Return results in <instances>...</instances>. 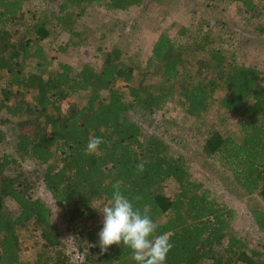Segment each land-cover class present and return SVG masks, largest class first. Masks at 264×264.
<instances>
[{
  "label": "trees",
  "instance_id": "trees-1",
  "mask_svg": "<svg viewBox=\"0 0 264 264\" xmlns=\"http://www.w3.org/2000/svg\"><path fill=\"white\" fill-rule=\"evenodd\" d=\"M144 1L57 0L54 9L31 14L29 20L26 0H0V151L9 129L16 132L14 152L0 153V264H137L123 242L106 252L98 246L100 210L111 200L117 180L136 206H151V218L159 225L156 234H170L173 247L166 264H264L263 254L235 234V211L193 178L184 154L133 116L137 111L154 114L176 99L192 117L205 115L214 104L238 117L241 141L214 130L203 149L230 174L227 181L238 197L259 193L264 202V78L257 67L239 64L234 53L213 45L215 34L200 21L191 32L161 33L141 64L113 44L100 66L75 68L58 61L55 70L46 71L55 55H49L45 40L56 28L75 32L73 10L80 15L102 5L124 11ZM211 1L237 4L250 17L256 14V0ZM75 36L79 41L74 45L86 43V37ZM150 74L161 81L145 82ZM74 94H88L85 104L64 112L61 104ZM90 135L105 142L86 154ZM141 161L147 163L138 174ZM166 181L176 184L171 196L156 192ZM39 184L53 204L32 196ZM137 196L142 199L135 201ZM7 199L16 210L7 208ZM252 216L264 233V209L255 207ZM60 224L70 237L62 238ZM32 233L39 245L30 262L21 254L25 236Z\"/></svg>",
  "mask_w": 264,
  "mask_h": 264
},
{
  "label": "rangeland",
  "instance_id": "rangeland-1",
  "mask_svg": "<svg viewBox=\"0 0 264 264\" xmlns=\"http://www.w3.org/2000/svg\"><path fill=\"white\" fill-rule=\"evenodd\" d=\"M57 5V0H26L24 10L27 16H34L41 11H50ZM75 32L56 28L45 42L49 55L55 58L46 66V71L55 70L58 61H67L73 67L86 63L102 65L103 53L110 50L113 44L124 48L133 62L143 63L149 57L153 44L161 33L175 36L179 28H187L190 32L200 21L204 22V30L210 29L216 36L213 45L235 54L239 64L257 67L264 78V0H256V14L250 17L237 4L214 2L211 0H145L138 7L124 11L107 10L102 5L87 7L79 15V10H73ZM32 16L29 20H31ZM77 32V33H76ZM86 37V43L80 47L74 45L79 41L78 35ZM66 48L67 51H61ZM205 53L203 56H206ZM197 55L195 58H199ZM192 59L193 61H195ZM35 63L29 64L28 70L35 68ZM161 79L153 74L145 77L147 83H159ZM127 100L125 84L120 82ZM106 95V93H104ZM88 94L70 95L62 104L64 112L71 105L81 107L85 104ZM26 98L30 99L28 95ZM1 115V114H0ZM147 129L163 139L176 151L184 154L190 164L194 179L204 184L216 193L226 205L235 211L231 226L235 234L244 239L250 248L261 252L264 256V233L260 232L253 222L252 210L255 207L264 209V202L259 193L251 197H238L235 187L229 185V173L222 171L215 157L208 155L203 149V143L209 132L218 130L224 136H232L238 141L243 138L239 118L229 114L217 104L201 117L186 115L177 104L176 99L170 100L162 110L153 113L137 111L133 114ZM0 153L12 154L15 147V130H11ZM8 131V132H9ZM31 167V166H30ZM9 175L10 172H5ZM32 196H39L52 203L49 191L42 185ZM176 184L166 181L156 189L158 194L171 196ZM10 210L17 206L11 199L6 200ZM63 239L70 237L65 230V224H60ZM37 234L25 236L26 251L21 254L22 260L35 259V251L39 243ZM68 247H71L69 243ZM78 256L75 252V257ZM75 264H82L77 262ZM203 264H211V261Z\"/></svg>",
  "mask_w": 264,
  "mask_h": 264
},
{
  "label": "clouds",
  "instance_id": "clouds-1",
  "mask_svg": "<svg viewBox=\"0 0 264 264\" xmlns=\"http://www.w3.org/2000/svg\"><path fill=\"white\" fill-rule=\"evenodd\" d=\"M105 141L102 137L90 135L85 148L86 154L97 152ZM146 161L136 165L137 173L145 171ZM111 200L105 204L100 212L103 216L102 228L98 232V246L106 252L109 246L116 244L131 249V259L137 264H166V258L173 244L170 234H156L159 227L150 215V205L138 207L121 191V181L112 185ZM142 197H135L140 201Z\"/></svg>",
  "mask_w": 264,
  "mask_h": 264
}]
</instances>
